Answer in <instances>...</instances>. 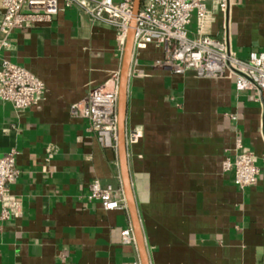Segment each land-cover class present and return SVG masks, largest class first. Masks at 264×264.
<instances>
[{
	"label": "crops",
	"instance_id": "obj_1",
	"mask_svg": "<svg viewBox=\"0 0 264 264\" xmlns=\"http://www.w3.org/2000/svg\"><path fill=\"white\" fill-rule=\"evenodd\" d=\"M213 14L211 34L238 58L264 54V0H227L225 12ZM9 39L0 60L23 67L44 89L21 110L0 99V157L14 151L20 170L8 185L20 214L0 224V264L139 262L136 246L120 242L127 209L105 211L87 199L95 179L121 186L117 152L102 148L87 120L70 111L119 71L114 30L71 7ZM161 58L148 45L133 60L126 118L150 264H264V98L237 92L228 72L174 74L156 64ZM236 138L259 168L244 189L222 169Z\"/></svg>",
	"mask_w": 264,
	"mask_h": 264
},
{
	"label": "built area",
	"instance_id": "obj_2",
	"mask_svg": "<svg viewBox=\"0 0 264 264\" xmlns=\"http://www.w3.org/2000/svg\"><path fill=\"white\" fill-rule=\"evenodd\" d=\"M71 7L78 8L93 24L111 27L122 56L132 17V0H0V50L11 48L9 37L13 30L49 22L60 11ZM226 9L227 0H141L133 38V60L142 49L154 45L162 51V58L156 64L174 74L192 70L199 77H216L228 72L234 78L237 92L256 90L264 98V54L251 53L246 59H240L229 50L224 38L210 32L215 18L213 12ZM192 14L195 30L190 36L188 25ZM118 77L119 71L70 107L74 116L87 120V129L97 143L113 151H116ZM43 89V83L26 69L7 59L0 60V99L21 110L36 104ZM134 138L135 134L127 135L128 144ZM53 151L54 147H49L48 156ZM234 152L233 159L227 156L222 161L223 171L232 172L239 189L254 185L259 173L256 155L242 150L239 138L235 139ZM19 174L14 151L0 157V224L20 214L19 202L8 188ZM87 199L98 201L105 211L126 210L121 186L95 179L88 184ZM119 234L122 244L135 245L131 225Z\"/></svg>",
	"mask_w": 264,
	"mask_h": 264
},
{
	"label": "water",
	"instance_id": "obj_3",
	"mask_svg": "<svg viewBox=\"0 0 264 264\" xmlns=\"http://www.w3.org/2000/svg\"><path fill=\"white\" fill-rule=\"evenodd\" d=\"M141 0H132V17L126 34V41L121 56V64L118 77V99L116 106L117 132L116 152L118 158V169L121 187L125 198L126 209L130 218V225L134 235L135 246L140 264H150L149 254L143 234L141 220L139 217L135 196L131 184L129 172V154L126 132V118L128 106V85L131 76V65L133 62V38L136 26V16L139 12Z\"/></svg>",
	"mask_w": 264,
	"mask_h": 264
},
{
	"label": "rangeland",
	"instance_id": "obj_4",
	"mask_svg": "<svg viewBox=\"0 0 264 264\" xmlns=\"http://www.w3.org/2000/svg\"><path fill=\"white\" fill-rule=\"evenodd\" d=\"M194 27H195V17H194V14H192L190 24L188 25V30L190 32V36H192V32L194 30Z\"/></svg>",
	"mask_w": 264,
	"mask_h": 264
}]
</instances>
